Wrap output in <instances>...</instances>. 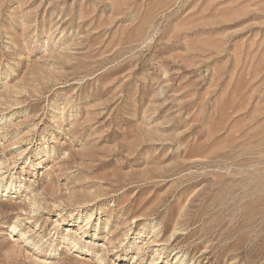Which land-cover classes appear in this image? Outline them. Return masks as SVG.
Wrapping results in <instances>:
<instances>
[{"label":"rangeland","instance_id":"rangeland-1","mask_svg":"<svg viewBox=\"0 0 264 264\" xmlns=\"http://www.w3.org/2000/svg\"><path fill=\"white\" fill-rule=\"evenodd\" d=\"M0 264H264V0H0Z\"/></svg>","mask_w":264,"mask_h":264},{"label":"bare ground","instance_id":"bare-ground-1","mask_svg":"<svg viewBox=\"0 0 264 264\" xmlns=\"http://www.w3.org/2000/svg\"><path fill=\"white\" fill-rule=\"evenodd\" d=\"M41 160H43V159H41ZM200 195H201V194H200ZM37 208H38V207H37ZM39 208H41V207H39ZM39 208H38V209H39ZM12 230H13V231H16V230H17V226H16V224L12 227ZM74 242H75V241H74ZM75 244L78 245V243H75Z\"/></svg>","mask_w":264,"mask_h":264}]
</instances>
